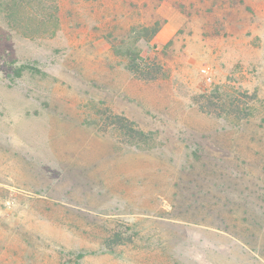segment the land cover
Masks as SVG:
<instances>
[{"label": "rangeland", "instance_id": "374dc122", "mask_svg": "<svg viewBox=\"0 0 264 264\" xmlns=\"http://www.w3.org/2000/svg\"><path fill=\"white\" fill-rule=\"evenodd\" d=\"M58 4L0 19V264H264V0Z\"/></svg>", "mask_w": 264, "mask_h": 264}, {"label": "trees", "instance_id": "16d2710c", "mask_svg": "<svg viewBox=\"0 0 264 264\" xmlns=\"http://www.w3.org/2000/svg\"><path fill=\"white\" fill-rule=\"evenodd\" d=\"M0 19L5 21L9 27L16 29L22 34L30 37L42 35H54L60 27L59 4L58 0H0ZM114 43L113 48L116 52H121V45ZM122 56L126 55L130 60L127 68L134 74L144 78L151 79L154 77L153 71L146 67L143 62L144 58L140 57L138 51L134 48H125ZM14 72L17 76H21L24 72L39 71V69L30 63L15 65ZM219 100L222 101L224 94L218 91ZM206 101L202 102V107L208 110H214L219 103L212 99V95L203 96ZM227 105V103H225ZM214 107V109H213ZM228 110L229 114H237L240 111L238 104L231 102L228 107L222 109ZM220 113L221 111H217ZM115 121L119 125V129L128 133L133 138H143L144 133L140 129L132 126V123L125 117L116 116ZM143 140V139H142Z\"/></svg>", "mask_w": 264, "mask_h": 264}]
</instances>
